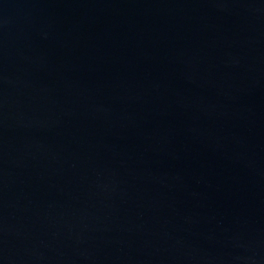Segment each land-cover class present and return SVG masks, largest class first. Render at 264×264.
<instances>
[{
	"label": "water",
	"instance_id": "water-1",
	"mask_svg": "<svg viewBox=\"0 0 264 264\" xmlns=\"http://www.w3.org/2000/svg\"><path fill=\"white\" fill-rule=\"evenodd\" d=\"M0 264H264V0H0Z\"/></svg>",
	"mask_w": 264,
	"mask_h": 264
}]
</instances>
